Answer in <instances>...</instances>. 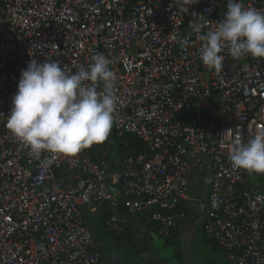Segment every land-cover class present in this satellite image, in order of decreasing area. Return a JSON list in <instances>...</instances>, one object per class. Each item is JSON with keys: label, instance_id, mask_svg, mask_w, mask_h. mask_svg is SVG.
Instances as JSON below:
<instances>
[{"label": "built area", "instance_id": "1", "mask_svg": "<svg viewBox=\"0 0 264 264\" xmlns=\"http://www.w3.org/2000/svg\"><path fill=\"white\" fill-rule=\"evenodd\" d=\"M241 2L264 12V0ZM186 7L183 13L176 0H0V264H101L83 214L103 208L109 231L122 230L124 210L169 241L198 180L208 185L202 234L223 251V264H264V174L234 168L228 158L236 140L264 131V58L236 59L226 47L221 69L206 67L199 35L215 30L227 0ZM98 53L116 75L110 133L74 156L35 159L6 127L22 70L31 59L53 60L73 74ZM125 134L143 151L112 170L117 163L105 148ZM44 159L54 163L44 167Z\"/></svg>", "mask_w": 264, "mask_h": 264}, {"label": "clouds", "instance_id": "2", "mask_svg": "<svg viewBox=\"0 0 264 264\" xmlns=\"http://www.w3.org/2000/svg\"><path fill=\"white\" fill-rule=\"evenodd\" d=\"M199 0H176L183 13ZM203 18L202 15H199ZM201 33L203 25L193 24ZM199 57L208 68L220 70L227 47L233 58H264V12L245 8L241 0H227V11L215 30L199 35ZM110 60L95 54L88 67L69 74L59 61L31 59L22 70L17 91L11 98L6 127L35 159L45 153L74 156L94 143L104 141L113 124L117 103L116 75ZM103 91H98V84ZM229 160L234 168L264 174V131L232 145ZM54 159H44L49 167Z\"/></svg>", "mask_w": 264, "mask_h": 264}, {"label": "crops", "instance_id": "3", "mask_svg": "<svg viewBox=\"0 0 264 264\" xmlns=\"http://www.w3.org/2000/svg\"><path fill=\"white\" fill-rule=\"evenodd\" d=\"M117 165L120 167L121 162L117 163ZM207 192L208 185L204 184L201 180H198L194 184L188 200L181 202L179 205L178 212L182 214V217L178 219V228L169 241L160 240L158 238L152 223L146 222L141 216H130L124 210L118 211L122 230L117 233L109 231L106 226L98 230L96 225L93 224L96 221L94 217L100 213V210L94 213L84 212L83 215L87 218V220L86 218L85 220L91 228L92 235L98 242V237L100 236L105 243L110 242V244H112V241L114 242V240H116L117 243L119 242V245L124 244L131 246L128 250L131 252L128 253L132 255L135 254V256L142 261L139 264H158L155 260L156 254L159 253L161 248L166 249L169 247L172 248L175 259L184 264H189L187 262L189 256L186 251L187 245L193 242V234L199 235L201 239L203 238V244L210 248V258L205 264H223V251L217 245L206 241L202 234V203L206 199ZM153 237L157 240L152 239ZM163 243L166 244V247H164ZM142 245L144 247H142Z\"/></svg>", "mask_w": 264, "mask_h": 264}, {"label": "rangeland", "instance_id": "4", "mask_svg": "<svg viewBox=\"0 0 264 264\" xmlns=\"http://www.w3.org/2000/svg\"><path fill=\"white\" fill-rule=\"evenodd\" d=\"M115 147L116 146H115V143L113 141L112 147L111 148L106 147L105 149L108 150L110 152V154L112 155L115 152V149H116ZM98 238H99V243L101 245L102 256H104L105 252H109V253L111 252V253H114V255L111 254L112 255L111 257L117 256L125 264H139L142 262V261H140V259H138L135 256V254L132 255V254L128 253V252H131V251H128L129 248H131V246L124 245V244L119 245L118 244L119 242L117 243L116 240H114V242L112 241V244H110V242L105 243V241L102 239V237L99 236ZM192 238H193L192 239L193 242L189 243V244L187 243L188 245H187L186 253L189 256V260L187 262L189 264H205L206 261H208V259L210 258V248L207 245L203 244V242H202L203 238L201 239L199 235L193 234ZM152 239L157 240L154 237ZM160 240H162V239H160ZM107 241H108V239H107ZM160 242H162V241H160ZM142 247H144V246L142 245Z\"/></svg>", "mask_w": 264, "mask_h": 264}, {"label": "trees", "instance_id": "5", "mask_svg": "<svg viewBox=\"0 0 264 264\" xmlns=\"http://www.w3.org/2000/svg\"><path fill=\"white\" fill-rule=\"evenodd\" d=\"M113 141L115 143L116 149H115V152H114L112 158L114 160H116V163L121 162L124 155H126L128 153H131V152L141 153L143 151V147H142L141 143L139 142V140L132 135L125 134V135L118 137V138L114 137ZM92 148H93V145H92ZM117 168H118L117 164L114 165L112 163V170H116ZM108 216H109V212L107 211L106 208H103L100 210V213L94 217V219H96L95 223H93V222L92 223L94 225H96V228L98 230L105 228V222H106ZM85 218L86 217H84V219ZM86 220H87V218H86ZM88 221H89V219H88Z\"/></svg>", "mask_w": 264, "mask_h": 264}, {"label": "water", "instance_id": "6", "mask_svg": "<svg viewBox=\"0 0 264 264\" xmlns=\"http://www.w3.org/2000/svg\"><path fill=\"white\" fill-rule=\"evenodd\" d=\"M96 144L102 145V142H98ZM165 252H169V254L165 253ZM159 253H160L161 258L165 261L166 264H184L181 261L175 259L174 252H173L172 248H170V247L166 248V249L161 248V250H159ZM111 254L114 255V253L105 252L101 264H109V263L125 264L117 256L111 257L112 256Z\"/></svg>", "mask_w": 264, "mask_h": 264}, {"label": "flooded vegetation", "instance_id": "7", "mask_svg": "<svg viewBox=\"0 0 264 264\" xmlns=\"http://www.w3.org/2000/svg\"><path fill=\"white\" fill-rule=\"evenodd\" d=\"M163 245H164V247H166V244L165 243H163ZM165 253H168L169 254V252H165ZM155 260H156V262L158 264H166L165 261L161 258L160 253H157L156 254Z\"/></svg>", "mask_w": 264, "mask_h": 264}]
</instances>
